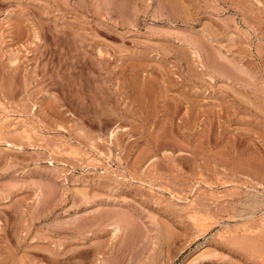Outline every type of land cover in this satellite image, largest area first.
Segmentation results:
<instances>
[{
    "label": "rangeland",
    "instance_id": "obj_1",
    "mask_svg": "<svg viewBox=\"0 0 264 264\" xmlns=\"http://www.w3.org/2000/svg\"><path fill=\"white\" fill-rule=\"evenodd\" d=\"M0 126V264H264V0H0Z\"/></svg>",
    "mask_w": 264,
    "mask_h": 264
},
{
    "label": "bare ground",
    "instance_id": "obj_2",
    "mask_svg": "<svg viewBox=\"0 0 264 264\" xmlns=\"http://www.w3.org/2000/svg\"><path fill=\"white\" fill-rule=\"evenodd\" d=\"M1 126H2V125H1ZM1 126H0V127H1ZM1 128H2V127H1ZM1 128H0V141H2V140L5 139V135H4L3 130H2L4 127H3L2 129H1ZM4 130H6V129H4ZM8 136H9V135H8ZM17 136H18V135H17ZM5 140H6V139H5ZM7 143H8V142H7ZM41 192H42V191H41ZM52 193H53V192H52ZM80 195H81V194H80ZM83 195H84V194H83ZM253 196H254V195H253ZM82 198H83V197H82ZM252 200H253V199H252ZM255 203H256V202H255ZM256 204H257V203H256ZM256 204H255V205H256ZM198 213H199V212H198ZM195 215H196V214H195ZM196 219H197V218H196ZM198 221H199V220H198ZM117 223H118V222H117ZM201 224H202V223H201ZM118 227H119V226H118ZM200 227H201V226H200ZM194 228H195V227H194ZM196 228H197V227H196ZM118 231L120 232L119 229H118ZM119 232H118V233H119ZM198 233H199V232H198ZM112 235H113V234H112ZM117 235H118V234H117ZM195 235H196V234H195ZM115 236H116V235H115ZM198 236H199V235H198ZM113 237H114V236H113ZM113 237H112L111 239H113ZM195 238H196V237H195ZM191 239H192V238H191ZM192 240H193V239H192ZM83 246H84V245H82L81 247H83ZM79 247H80V246H79ZM97 248H98V247H97ZM75 249H76V248H74V250H73V251H74L73 255H74L75 253H76V254L78 253L79 255H83V254L85 255L84 252L81 253V252H79V251H80L79 249H78L79 251L76 249V250L78 251V252H77ZM83 250H84V249H83ZM85 251H86V250H85ZM69 254H70V253H69ZM68 256H69V255H67V258H68ZM70 256H72V254H71ZM70 256H69V257H70ZM75 256H76V255H75ZM75 256H72V257H75ZM68 260H69V259H68Z\"/></svg>",
    "mask_w": 264,
    "mask_h": 264
}]
</instances>
